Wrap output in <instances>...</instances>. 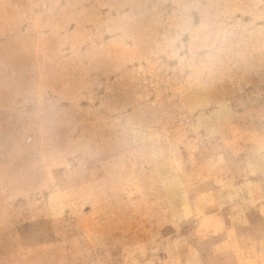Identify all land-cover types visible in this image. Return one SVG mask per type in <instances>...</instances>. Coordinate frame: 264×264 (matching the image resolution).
I'll list each match as a JSON object with an SVG mask.
<instances>
[{"label":"rangeland","instance_id":"374dc122","mask_svg":"<svg viewBox=\"0 0 264 264\" xmlns=\"http://www.w3.org/2000/svg\"><path fill=\"white\" fill-rule=\"evenodd\" d=\"M0 264H264V0H0Z\"/></svg>","mask_w":264,"mask_h":264}]
</instances>
